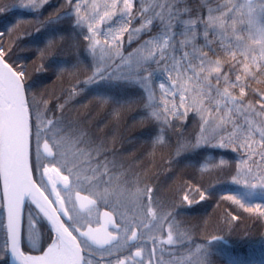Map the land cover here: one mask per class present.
<instances>
[{"label":"trees","instance_id":"1","mask_svg":"<svg viewBox=\"0 0 264 264\" xmlns=\"http://www.w3.org/2000/svg\"><path fill=\"white\" fill-rule=\"evenodd\" d=\"M24 1L0 0V46L9 50L7 61L25 73L30 112L41 130L45 132L51 120L77 152L88 155L90 169L94 170L100 159L104 164L101 171L108 172L104 178L111 177L117 188L144 192L151 210L166 213L191 242L207 247L209 264H264V206L256 200L247 202L240 198L242 185L238 181L241 168L251 162L249 150L238 147L247 139L245 119L253 121L257 128L262 119L256 113L260 95L264 94V76L250 80L242 72L245 48L255 47L250 38L255 30H244L249 27L247 23L237 24L236 34L244 37V46L237 48L231 30L221 35L217 29L215 35L205 39L203 25L191 23L200 18L207 20L209 15L219 16L217 9L227 11L225 5L231 7L241 0H135L133 16L141 14L139 23L152 19L153 24L137 35L132 45L125 48L127 52H138L151 37L160 33L171 36L173 32L175 38L171 39L169 52L178 49L177 40H182L178 32L187 28L182 26L185 22L198 37L191 60L203 54L206 69L215 67L209 61L220 62L221 83L217 84L215 72L204 70L209 80L203 87H195L196 101L178 114L161 103L162 88L167 82L164 73H160L166 59L156 63L145 56L136 70L126 73L108 68L111 63H107L103 75H97L99 67L90 51V33L77 24L76 3L69 6L67 0H48L42 7L30 9L20 6ZM169 5L180 9L171 21ZM209 9L213 11L210 13ZM58 15L60 18L56 19ZM169 23L175 30L171 31L170 26L166 32L165 25ZM145 50L148 56L154 52L149 47ZM237 75L241 76L239 84H247L246 95L239 97V87H229V92L238 100L243 99L244 104H235L229 110L231 102L225 107L226 98L222 96L226 86L223 77L227 76L231 83ZM209 81L221 93L213 91V99L204 95ZM225 115L236 122L235 127L228 126V132L213 131L203 123L207 120L215 126ZM252 140L256 141L255 151H261L258 132ZM221 143L225 146L218 147ZM252 159L257 161L255 166L264 170L258 155ZM47 162L41 155L40 171ZM199 192L206 193L204 200ZM34 212L44 223L29 202L27 217L31 214L34 218ZM6 245L1 206L0 264H10ZM23 246L26 252L31 250L26 238Z\"/></svg>","mask_w":264,"mask_h":264},{"label":"snow or ice","instance_id":"2","mask_svg":"<svg viewBox=\"0 0 264 264\" xmlns=\"http://www.w3.org/2000/svg\"><path fill=\"white\" fill-rule=\"evenodd\" d=\"M69 6L76 3V0H67ZM48 0H32L30 5L32 8L42 7L47 4ZM116 0L112 3L111 7L113 9L117 8ZM161 7H165L162 5ZM170 9V17L176 16L180 9L175 8V6H167ZM227 11H220L219 16L209 15L207 20L200 18L198 21L191 22L196 24L197 22L203 25V36L208 39L210 35H215L217 29L221 30V35L229 30L235 35L237 44L236 47H242L244 37L237 35V24H245L249 26L248 30L251 31L255 28V32L251 34L252 45L258 46H247L245 48L244 59L246 62L242 63V72L250 80H256L258 76H264V0H260L259 3H254L253 0H247L245 4H232L231 7L227 5L224 6ZM132 4L130 0H123V8L121 9L122 14L129 15L131 13ZM174 8V11L172 10ZM244 9H247L245 12ZM213 10L209 9L211 13ZM77 15L79 14V5L76 8ZM115 15L114 12H105L104 17L110 18ZM160 15V14H157ZM246 17L245 19H237L236 17ZM58 15L56 19H59ZM80 21L77 20V24ZM153 21L148 20L145 24L144 20H141V26L144 31H148V26L152 25ZM170 23L165 25L166 32L170 29ZM88 31H93L90 27ZM123 31V29H122ZM136 31H141V29H136ZM184 40H177V44L183 46L186 42L195 41L197 37V32L193 27H187L185 32L181 34ZM189 37L191 40L189 41ZM175 38V33H171V36L164 39L162 42H157L150 38L149 41L145 42V45L152 43L157 52H149L147 59H150L156 63L160 60H164L167 57V50L172 47L170 44V39ZM194 46V45H193ZM95 49V42L93 43L92 50ZM215 51L213 49H209ZM9 55V50L0 46V180L3 183V200L6 202L7 209V237L10 242V247H8V252L13 256V258L18 262V264H92L90 260H86L82 253L85 250L90 251V244H95L101 248L105 245L111 244L117 237L112 236L107 232L106 228H89L87 231H80L76 226L80 219V213L76 211L75 203L71 209L66 207V200L63 199L58 191H56V183L52 182V194L55 195V200H48L47 197H43L46 204L39 205L40 210L47 217V220L52 225V230L55 232V238L51 240V243L47 247V250L43 252L40 256H25L21 251L20 244L22 239L21 234V205L24 201L25 196H33L34 193H39V189L36 187L35 182L32 179L33 171H39L41 168L40 158H41V141L42 150L44 155L47 157H53V149L56 147L54 142H51V137L45 138L46 133L41 130L39 124H36L32 119V114L30 112V103L26 98V88L24 84L25 73L22 70H14L13 66L7 61ZM188 52H183L181 55V60H186L188 57ZM235 56V53H232ZM202 71L209 70L210 72H215V80L217 84L221 83V66L219 61H209V64H214L215 67L211 69H205L203 66L205 64V57H200ZM241 63V62H238ZM190 62L188 64H182L181 67H187L188 70L193 71L196 75L194 69L190 68ZM97 75H103V73L98 72ZM204 80L208 81L209 77L204 76ZM241 76H236L235 82H229L227 76L223 77V83L226 85L223 88L222 96L226 98L225 107L230 101L233 104L243 105V99L238 100L237 97L232 96L229 92V87L236 88L239 87V97L243 98L246 95L245 88L247 84H239ZM207 93L209 99H213L211 93L215 91L218 95L220 89L213 85L210 81L207 83ZM163 87V85H161ZM260 109L256 113L262 117L260 124L261 127H254L253 121H248L245 119V132L247 134V139L238 147L249 150L247 152L248 158L251 160L252 165H257V161L252 159L253 156L258 155L260 162L264 163V94L260 95L259 98ZM251 106H249L250 108ZM217 110H219V105L217 104ZM247 111V109H245ZM198 111V110H197ZM37 119L39 117L37 116ZM52 121L49 120V124ZM204 124L212 128L213 131L220 129L224 132H228L229 125L233 127L236 126V122L231 116L225 115L219 122V124L213 126L210 121H203ZM207 131V129H203ZM259 133V145L261 151L256 152L253 148V144L256 143L252 140V136L255 133ZM215 139V137H212ZM248 140H252L251 143ZM210 140H206V143H210ZM218 147H224L225 144L221 143L217 145ZM50 163H57V161H49ZM97 167L93 170L94 183L99 185L100 183H110L111 177L108 180H104V177L108 175L107 171H101L104 164L100 159L96 160ZM49 171L55 172L59 176V169L53 166L51 169L48 167L43 168L42 175L47 176ZM100 172V176L97 177L96 173ZM249 174L252 172V168L248 169ZM65 188H68L69 177L67 175L60 177ZM87 179V178H86ZM257 180V183H249L246 181L245 187L249 189L245 195L251 197L255 195V189H261V194L264 195V170H262L258 177H253ZM150 191V190H149ZM43 196V193H39ZM96 200H89L87 197H81L79 194L76 196V200L80 201V209L85 210L86 205H95L97 201H103L106 196L105 191H98L94 193ZM200 199L204 200L206 198L205 192H199ZM185 200L188 199L187 196L184 197ZM231 199V197H229ZM68 200L71 201V195L69 194ZM239 202V201H237ZM52 204L58 205L52 211H49V207ZM243 207V205H241ZM251 211L252 209H248ZM259 209H257L258 211ZM87 211L89 215L91 214L92 208L88 207ZM149 214L155 219L156 214L152 212L151 208L148 209ZM75 213L72 215L71 213ZM264 214V213H262ZM106 222L111 224L112 217L109 213H104ZM61 217H66V220H62ZM163 218V217H162ZM232 219H237L233 216ZM71 229V230H70ZM78 233L74 235L73 233ZM82 238V239H81ZM131 240L137 239L136 231L131 232ZM166 243L168 245L177 244V240L173 238L172 232L169 231ZM7 247V245H6ZM201 249L196 247L194 251L190 252L187 257V264H209L206 259L207 254L201 255ZM137 257L141 256V252L137 251L135 253ZM117 264H125L124 260L117 261ZM180 264V262H178Z\"/></svg>","mask_w":264,"mask_h":264},{"label":"rangeland","instance_id":"3","mask_svg":"<svg viewBox=\"0 0 264 264\" xmlns=\"http://www.w3.org/2000/svg\"><path fill=\"white\" fill-rule=\"evenodd\" d=\"M113 2L114 0H76L75 9L77 8V5H79V14L77 15V18L80 21L79 24L84 28L89 29L91 27L93 29V31H89L91 38L90 51L97 60L99 67L98 72L103 73V70L105 69L107 63H111L110 67L108 68L112 67V69L114 70L119 69L121 73L131 72L138 68V63L141 62V59H145L146 57H148V50H145L146 47L151 48V50H153L154 52L158 50L155 48L154 44L149 43L147 44V46L143 44L144 48L140 49L138 52H136V50L127 52L128 50H126L125 48H129L137 35L144 31L142 29L141 23L138 22L139 19H141L142 15L139 14L135 17L133 16L132 9L134 7L135 0H130L132 8L129 15H124L121 12V9L123 8V0H116V3L118 5L116 9H113L111 7ZM246 2L247 0H241L240 4H245ZM253 2L259 3L260 0H253ZM31 4L32 0H26L22 2L20 6L34 9L30 6ZM244 11L246 12L247 9H244ZM105 12H114L115 15L110 18L101 19L102 17H104ZM147 21L148 20H144L145 24H147ZM182 26L189 27V24L184 22ZM176 28H178L177 24ZM136 29H141V31H136ZM170 30L174 31L175 29L173 28V26H171ZM184 32L185 30H179L178 33L182 34ZM124 36H126V38H124ZM169 37L170 35L168 33H160L155 37H151V39L157 42H162L164 39H167ZM182 40H184L183 36ZM190 40L191 37H189V41ZM94 42L95 49L92 50ZM193 45L194 41L190 43L186 42L183 46L180 45L178 49H175V52H169V50L171 49V47H169V49L167 50L166 62L164 63V68L162 69L163 71H161L160 73V75L162 74V72L164 73L165 80L167 82L165 88H162L163 99L161 100V103L169 108L170 111L174 114H178L187 105L194 103L196 101L195 95L193 93L195 87H203L206 82L203 77L206 76L207 72L202 71L201 59L198 58L196 60H191L190 56L194 53ZM183 52H188L189 54L186 60H181V55ZM189 62L190 68L194 69L196 75L193 74V71L188 70L187 67H181V64H188ZM206 65L207 63L205 59V64L203 66L205 69L207 68ZM183 68L184 70H182ZM206 98H208V96H206ZM234 106L235 104L231 102L228 109L232 110L234 109ZM45 124H47V122ZM45 132L48 134V138L51 137L50 143L54 142L56 144V147L54 148L56 152L55 161H57V165L54 166L56 168H58L60 171L62 168H66L68 170V174L72 175L74 178H83L85 176L89 177V179H86V182L90 186V189L91 187L94 189L90 190L92 193L105 191V197L112 196L119 202V204L123 206H129L131 208L139 210V212H142L143 210L148 211V209L150 208L149 203L146 199H144V192L142 191L130 192L124 190L121 187H111L109 183H104L103 189L102 187L99 188L101 186V183L97 186L91 185L92 183H94V178L92 174L93 170L90 169L89 163L87 162V160L89 159L88 155L84 152H77L74 146L72 147L71 142L68 140V137L61 133L56 124H47ZM201 144L203 143L201 142ZM249 167L252 168L251 174H249L248 172ZM261 171L262 169L255 165H252L251 162L246 163V165L240 170L238 181L242 185L240 198L247 202L256 200L261 203L262 206H264V195L261 194V189H255L254 191L256 194L251 197L245 195V193L249 191V189L245 187L246 181L249 183H257V180L253 179V177H258ZM96 176L99 177L100 174L97 172ZM1 202L2 197L0 190V205ZM152 210H154V212L157 211L155 208ZM159 215L160 217L156 220V224L151 231L154 233H162L166 230L167 236L169 231H171L173 238L177 240L180 245L181 243L183 245H188L189 236L185 234V231L182 230L176 222H173V224L171 225L168 224L167 226L162 227L163 223L166 221V218L161 213ZM27 218L29 221L26 232L28 242L27 245L34 247V225L36 224L31 214H29ZM204 247V244L199 247L202 250L201 255L206 253ZM185 251H187V249L184 246L180 247L179 250L173 248V252H179V255L182 256L183 260H186L188 257L184 254Z\"/></svg>","mask_w":264,"mask_h":264},{"label":"flooded vegetation","instance_id":"4","mask_svg":"<svg viewBox=\"0 0 264 264\" xmlns=\"http://www.w3.org/2000/svg\"><path fill=\"white\" fill-rule=\"evenodd\" d=\"M53 166L46 165V167H50L49 169ZM43 168L36 176L38 185L46 194L48 200H55L56 197L52 194V182H55L56 191L66 200V207L71 209L73 203H75L76 211L82 217L76 225L80 231H87L89 228H106L107 232L117 237L111 244L105 245L103 248L90 244V251L85 250L82 253L86 260H90L92 264H117L118 259L124 260L125 264H178L176 256L170 254L171 249L168 248V244L166 243V230L162 233L151 231L156 224V218L153 219L145 211L139 212L134 209L121 208L117 200L112 196H107L103 201L98 200L95 205L88 206L92 208L89 215L87 211L88 207L85 210L78 209L76 202V194L78 192H82L96 200V196L89 190V186L83 184V179H77L67 174L69 186L65 188L60 179V177L66 175L64 171H61L60 176H56L52 171H49L48 175L44 176L42 175ZM69 194L71 195V201L68 200ZM34 205L46 221L42 225L47 226L45 237L43 238V233L38 229L36 222V225H34V256H40L47 250L51 240L55 238V232L52 230V225L47 220V217L40 210L39 205L42 204L38 199H34ZM57 207L58 205L52 204L49 207V211ZM105 212L109 213L112 217L111 224L106 222ZM71 214L75 215L74 212ZM61 219L66 220L67 218L61 217ZM132 231H136L137 233L136 240L130 239ZM73 234L78 235L75 232ZM137 251L141 252L140 257L135 255Z\"/></svg>","mask_w":264,"mask_h":264},{"label":"water","instance_id":"5","mask_svg":"<svg viewBox=\"0 0 264 264\" xmlns=\"http://www.w3.org/2000/svg\"><path fill=\"white\" fill-rule=\"evenodd\" d=\"M14 70H15V68H14ZM26 98H27V93H26ZM42 152H43V150H42ZM54 155H55V153H54ZM53 157H48V158H53ZM32 179L35 182L36 187L39 189V193H43L41 191V189L39 188V186L37 185V183H36V181L34 179L33 174H32ZM1 192H2V199H3V183H2V180H1ZM39 193H34L33 196H25V198H24V201H23V203L21 205V234H22V229H23V221H24L26 204H27L28 200L31 199V200L34 201V199H38L42 205L46 204V201L43 199V197H46L45 194L43 193V196H41ZM79 195L81 197H87L89 200H92L90 197L85 196L83 194H79ZM78 204H79V207H80V201H79ZM85 205H86V207L89 206V205H87L86 201H85ZM3 208H4V213H5V226H6V224H7V209H6V202L4 200H3ZM6 232H7V230H6ZM7 241H8V237H7ZM8 247H10V242L9 241H8ZM20 248H21V251L24 253L23 248H22V239H21ZM25 256H31V255H25ZM9 257H10V263L11 264H18V262L13 258V256L10 253H9Z\"/></svg>","mask_w":264,"mask_h":264},{"label":"bare ground","instance_id":"6","mask_svg":"<svg viewBox=\"0 0 264 264\" xmlns=\"http://www.w3.org/2000/svg\"><path fill=\"white\" fill-rule=\"evenodd\" d=\"M40 188V187H39ZM41 189V188H40ZM41 191L43 192V190L41 189ZM241 191H242V188H241ZM44 193V192H43ZM45 194V193H44ZM45 196H46V194H45ZM76 196H77V194H76ZM47 197V196H46ZM76 202H77V206L79 205L78 203H79V201H77L76 200ZM120 206L122 207V208H131V207H129V206H126V205H121L120 204ZM0 207H1V205H0ZM163 214V216L166 218L165 220L167 221H165L164 223H163V225H162V227L163 226H167L168 224H173V222H175L174 220H170V218L168 217V215L166 214V213H164V212H161V211H157V212H155V214H156V216H155V218H156V220L160 217V215L159 214ZM28 223H29V221H28V218H27V215L25 214L24 215V221H23V229H22V233H26L27 232V226H28ZM43 223H41V225H42ZM38 229L40 230V232L41 233H45V231L47 230V226H44V225H42V226H38ZM173 247H186V245H183L182 243H181V245L177 242V244H175V245H172ZM185 249V248H184ZM185 255H187L188 256V250L187 251H185V253H184ZM179 258V255H176V261L177 262H180V264H187V259L186 260H182V259H178Z\"/></svg>","mask_w":264,"mask_h":264}]
</instances>
